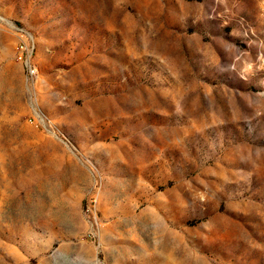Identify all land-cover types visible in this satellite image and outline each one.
Instances as JSON below:
<instances>
[{
    "label": "rangeland",
    "instance_id": "374dc122",
    "mask_svg": "<svg viewBox=\"0 0 264 264\" xmlns=\"http://www.w3.org/2000/svg\"><path fill=\"white\" fill-rule=\"evenodd\" d=\"M0 264H264V0H0Z\"/></svg>",
    "mask_w": 264,
    "mask_h": 264
},
{
    "label": "built area",
    "instance_id": "2783aa9c",
    "mask_svg": "<svg viewBox=\"0 0 264 264\" xmlns=\"http://www.w3.org/2000/svg\"><path fill=\"white\" fill-rule=\"evenodd\" d=\"M17 57L23 61L24 66L26 67L27 76L29 78L33 77L35 74V68L31 63L30 51L27 43L21 42L17 45Z\"/></svg>",
    "mask_w": 264,
    "mask_h": 264
}]
</instances>
